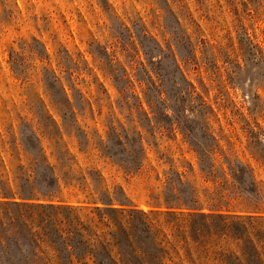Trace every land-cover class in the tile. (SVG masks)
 Listing matches in <instances>:
<instances>
[{
	"label": "rangeland",
	"instance_id": "obj_1",
	"mask_svg": "<svg viewBox=\"0 0 264 264\" xmlns=\"http://www.w3.org/2000/svg\"><path fill=\"white\" fill-rule=\"evenodd\" d=\"M5 197L169 209L134 223L156 264L162 241L167 264H264V0H0ZM6 209L0 264H46L35 211Z\"/></svg>",
	"mask_w": 264,
	"mask_h": 264
},
{
	"label": "trees",
	"instance_id": "obj_2",
	"mask_svg": "<svg viewBox=\"0 0 264 264\" xmlns=\"http://www.w3.org/2000/svg\"><path fill=\"white\" fill-rule=\"evenodd\" d=\"M29 199L30 198H26L23 200L24 202H18L16 200L10 201L6 199V197L3 198V202L0 203V216L3 215L0 217V222L2 226L5 225L4 219L7 206L13 205L18 210H22L23 208L33 209L37 217L35 218V223L32 222L33 226L30 228V231L36 247L40 249L41 255L44 256L42 259L46 260V264H51L53 262L54 264H64V260L61 256L63 250L70 253V257H67V264H88L89 262L92 264H156L154 257L151 260L146 257L151 254L148 249H143V247L135 245L134 223L135 221L143 223L147 232H150L154 229L155 220L161 215H168L170 212L169 209L162 210L161 207H150L148 211L140 210L136 217L133 216V212L129 211L125 205L120 204L116 206L113 199H110L109 203H104L102 207H100L97 202H94L95 207L93 208H90L87 204L74 206L63 201L50 202L48 204H43L41 202H26ZM40 209H45L52 213H38ZM125 219L127 220L125 221ZM53 220L56 232L62 244L60 248L54 247L50 241H47L48 237L46 233L39 232V230H43V227L38 225V222H41L43 226ZM18 221L20 224L29 227L28 221L23 220L21 215L18 217ZM126 224L128 227H125ZM91 225L94 226L97 231L101 229V226L105 228L114 227L125 235V240L118 241L117 239H110L101 241L97 239L95 242L85 240V234L88 231H92L90 228ZM76 234L83 240L81 242L83 249L81 253H78L79 255L75 252L76 245L72 243V239ZM1 243L2 240L0 239V244ZM164 244V241L157 244L159 249L157 255L160 261L159 264L171 262V260L166 257L167 252ZM44 246L49 247L55 252V261H50V259H48L42 249ZM161 253H163V255ZM182 262L184 263L185 261H181V263Z\"/></svg>",
	"mask_w": 264,
	"mask_h": 264
}]
</instances>
